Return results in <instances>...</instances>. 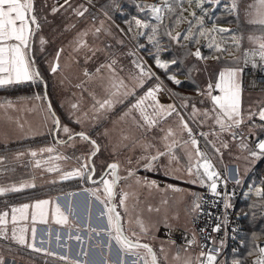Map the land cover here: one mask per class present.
<instances>
[{
    "label": "snow or ice",
    "instance_id": "obj_1",
    "mask_svg": "<svg viewBox=\"0 0 264 264\" xmlns=\"http://www.w3.org/2000/svg\"><path fill=\"white\" fill-rule=\"evenodd\" d=\"M185 2L191 5L192 0H162L161 3L152 4L136 3L135 8L137 9V13L130 15L129 19L124 20L127 32L115 24L113 17L106 10L105 6L102 5L100 11L104 18L99 20L97 24V17L93 16L91 26L78 31L74 39L70 41V47L72 53H79L85 50V65L93 61L94 57L98 61L93 70L90 71L87 67L83 69L82 74L86 79L76 84L77 88L88 91L89 96L94 101L91 106L93 113L91 119L93 121L99 120L102 117L107 119V114L111 113L116 105H127L116 120L112 122L114 125L120 121H130L135 130L146 133L158 127L161 121L174 115L178 120L179 131L187 133L189 137L188 141L178 138L176 131L172 127H169L166 131L161 129L164 135L153 137L152 139H147L143 136L136 138L122 130L121 145L127 147L126 144H123V141L131 139L133 147H138L141 150L140 154L136 157L135 166L127 168V175L121 177L118 174L120 165L117 162L108 163L107 168L97 179L95 178L96 167L93 163V157L100 150L99 143L96 139L92 138L90 132L85 130L74 131L69 124H62L60 117L53 110L52 104L48 102L47 112L54 126L52 130L53 134L59 137L62 132L67 137L66 140L57 139L55 143L57 145L74 147L70 142L75 138H79L80 141L86 142L91 147L83 157H69L61 154L52 146L30 150L28 153L35 160L33 165L35 168H42L48 173H56L61 181L77 178L81 181L87 180L89 184L94 185V187L84 188L82 191L87 193L89 198L94 197L103 206V210L99 213L97 220L103 222L106 219V227H91L88 223L83 224V227L88 229L89 232H95L96 235L105 232L108 237V243L105 247L108 248L109 253L113 250V242L115 244V259L109 260L107 254L101 253L99 264H160L161 259L167 262L168 253L164 248L163 242L161 243L159 249L160 255L158 256L149 243L141 242V237L135 231L131 235L126 234L124 219L121 213L116 210L113 197L115 196V187L121 179L128 180L129 178H134L137 185L143 183L148 187L156 186V181H148L146 177L142 178L138 176L137 172L139 168H143L146 171L156 170V162L163 157L168 158V165H162V167L169 169L165 171V175H171L172 171H179L178 168L175 170L170 168L172 162L179 163V157L174 151L178 144H184L186 147L190 143L191 148L194 150L187 153V173L189 177H193L187 182L198 183L202 187H207L214 197L220 198L223 201L225 209L224 223L227 224V210L233 206L231 202L233 193L227 191L220 192L218 184L223 183L227 186L229 173L227 169H225L223 175L216 171L207 153L197 147L198 140L193 134V129L185 119V113L189 107H191V117H203L200 120L201 124H207L211 120L214 128L212 135L214 137L220 138L223 134H227L233 141H237L236 147L241 152L246 153V160L254 163L264 158V136L257 134L258 132L264 133V106H260L257 110L249 109L247 113L242 108V76L245 67L251 64L252 68H260L264 72V0H251V3H248L244 9L245 15L252 17L248 20V23L259 25L260 28L258 35L249 33L247 36L249 43L253 45L248 48L242 46L244 40L243 34L237 35L233 32L229 42L225 38V34L230 31L228 28L217 27L215 23L210 28L205 26L206 19L211 20L212 18V12L206 5H210L214 9L223 3L224 9L228 13L236 15L238 19L240 0H195L196 9L201 14L197 15L196 11H190L189 18H187V29L182 33L176 32L174 35L172 31L173 25H167L164 21L166 18L171 19L173 17L175 24L185 21L186 18L183 15L184 11H186L184 8ZM88 3L90 5L91 0H88ZM65 5L71 8L76 17H83L88 12V7L83 4L72 8L69 0H63L62 4H54L51 12L56 13L59 8ZM111 7L114 11H120L122 16L126 14L123 12L122 6L116 3L115 0H113ZM177 10H179L178 13ZM141 16L144 18H140ZM42 20H46V16H39L37 14L34 0H0V87L19 85L25 82H30L33 85L43 82L46 85L35 60L37 51L35 45L37 41L40 46V52L44 51V45L47 43L45 37L39 34L42 32ZM75 27L74 23L66 24L64 31L72 30ZM113 28L120 34L119 36L113 32ZM133 28L136 31L130 37L132 46L126 53L122 54L133 57L131 60L132 70L129 71H126L115 53L109 52L113 47L111 42L102 41L100 45H89L86 39L91 35L94 39L99 40L101 34H103L115 40L116 44L123 47L125 45V37L128 36V33L133 32ZM161 29H163V36H166L169 41V44L166 46L161 44ZM181 37L187 42L186 44L180 43ZM141 38H145L147 43L141 44L139 42ZM201 40L204 41L202 47H206L210 53H213L210 57L211 59L220 61L225 53L230 57L228 66L212 69L211 72H209V66H205L203 71L205 74L210 75L211 78L203 86L197 84L193 78V73H198L201 69L195 65H185L187 57H195L197 61L209 59L208 56L202 54ZM229 43L241 55H233L228 49ZM172 44H178L183 48L185 50L183 55L170 60L161 59L162 51L165 48L170 50ZM193 44L197 45V47L195 51H190L189 49ZM148 46H150L151 50H148ZM145 50L148 51L149 58L153 59L156 67L164 70L168 80L176 86H181L183 82L177 78V75L183 74L185 80H189L193 84L196 96L201 98L199 103L204 104L207 101L210 102L211 107L198 108L196 101L191 95H183L174 92L172 89H166L161 78L152 71L151 66L147 64L144 57L138 54L140 51ZM63 51L64 46L61 45L55 51L53 60L48 62L49 70L53 74L58 71L59 60ZM98 53L105 56L103 61H99ZM70 59L79 63V59L74 55H70ZM177 64L186 67L187 71L184 72L183 67H181L172 72L170 66ZM95 81L102 83L107 81V85L104 88L106 95L102 99L97 98L95 92L89 91L87 88V84ZM163 91H168L171 97L179 101V104L172 103L165 105L160 103L158 94ZM32 99L36 101H48V96L46 92L43 96L37 93ZM15 107L16 105L11 100L0 102V108L14 109ZM61 107H63V104ZM70 109L71 111L68 113L70 123L82 125L84 120L88 118L87 112H83L80 115L76 114L79 111V103H71ZM256 117H258L259 123H257ZM246 118L247 121H251L247 134L240 131L241 126L246 122ZM9 119L11 118L9 117ZM20 126L22 127L23 125ZM108 131V129H105V135L108 134ZM200 135L207 138L208 133L201 132ZM249 136H254L255 139L249 141ZM157 139L161 141V146H157L153 142ZM209 143L212 144L217 153L220 152V148L215 146V141H209ZM221 147L228 148L229 144L221 140ZM44 153L48 155L44 156ZM54 153L55 155H53ZM38 154L41 155V159H35ZM23 155L24 153L22 152H16L15 159L19 160ZM70 159H75L77 166L72 167L71 170H64L61 162ZM4 160L5 157L0 156V162ZM127 162L129 165L133 164L131 157L128 158ZM3 171L6 172L9 169L5 168ZM174 178L182 179V177ZM231 179L236 185L242 182L238 167ZM51 182L55 183L56 181L53 180ZM30 187H35V184L21 182L18 185L13 183L10 186H0V195L19 192L24 188ZM166 187L173 191H181V189L176 188L172 184H168ZM68 195L71 196L72 194L69 193ZM129 195L127 191L122 190L119 196V207L123 208L126 213L129 211L126 204ZM191 195L195 199L192 201L190 212L194 216H198L202 210L203 197L195 192L191 193ZM245 197L249 199L251 197L256 198L252 200L248 207L253 210L259 209L260 217L264 218V177H262L260 184L249 185ZM88 207L89 219H91V199L88 200ZM151 210V207H149V211ZM10 214L11 221L8 219L9 211L7 208L0 211V237L8 238L7 226L11 223V240L18 245L26 246L35 252H44L50 256L59 255V258L66 261L67 264H96L95 261L87 259L89 253L86 250H82V254L85 257L82 260L79 259L81 252L75 254L76 258H72L67 253L61 255L49 251L48 248L38 247L36 244L37 230L34 225L37 220L47 223L49 215H51L56 224L68 227L70 233L68 239L81 240L79 234L75 235V237L71 235L72 227L75 226L77 233H79L81 225L77 222L76 210L70 200L66 205H62L59 198L36 199L30 204L21 203L18 206H11ZM29 215L33 223L30 239L27 226L21 224V222H26L29 219ZM256 216V211H253L252 218L255 219ZM135 222L141 232L147 233L148 229L144 226V222L139 216H137ZM165 226L170 227L167 224ZM206 228L207 226L199 228V237H203V239L209 241V244L200 243L197 232L193 230L191 237L187 238L184 244L180 245L179 250L174 253L172 259L178 261L179 264H229L227 259L219 260V257L223 253V238H220L219 242H217V239L211 236V234L205 235ZM220 228L221 224L216 223L211 227V232L216 233ZM260 235H264V232H253L248 244L246 255L255 256L252 264H264V245L257 242ZM48 236L49 240L40 239V245L50 242L51 231L48 233ZM132 237H135V239ZM55 239L57 247H61L59 243L61 240L60 232L55 233ZM168 243L175 245L176 241L169 239ZM243 245L244 241H241V246ZM63 247L67 248V245L65 244ZM193 247L199 248L195 256L191 254ZM181 252L184 253L183 257L181 256ZM237 253L238 249L234 248V258L231 260V264H243V258L238 257ZM0 264H3L2 257H0Z\"/></svg>",
    "mask_w": 264,
    "mask_h": 264
},
{
    "label": "rangeland",
    "instance_id": "obj_2",
    "mask_svg": "<svg viewBox=\"0 0 264 264\" xmlns=\"http://www.w3.org/2000/svg\"><path fill=\"white\" fill-rule=\"evenodd\" d=\"M35 7L37 14L39 16H46V20H42V32L39 33L43 35L47 41L44 45V51H39V44L37 41V54L39 57L42 58L44 64H47L49 68V61H52L54 58L55 51L64 46V51L61 53L59 66L61 69L57 71L55 74H49L47 79V84L49 86V99L51 100L52 107L55 111L59 113L61 123L62 124H69V126L74 131H81L85 130L90 132L93 139H96L100 145V150L97 155L93 158V163L96 167L95 178H99L107 167L108 163L117 162L120 167L118 169V174L121 177L127 175L126 169L129 167L135 166L136 157L140 154V148L133 147L132 140L129 139L127 141H123V144H126L127 147L121 145V131L128 132L130 135L135 136L136 138H141V136L152 139L153 137H160L164 135L165 131L172 127L176 133L177 137L188 141L189 137L187 133H181L179 131V125L177 118L173 115L167 118L164 121L159 123L158 127L153 128V130L142 133L141 131L135 130L130 121H120L117 124H113L112 122L116 120V118L120 115V113L124 110L127 105H116L115 109L107 114V119L103 117L99 120L93 121L91 119L93 113L91 111V106L94 103L91 96H89L88 91H83L81 88H77L76 84L80 83L81 80L86 79L83 76V69L87 67L90 71L93 70L97 64V59L94 57L93 61L89 62L87 65L84 63V55L85 50H82L79 53H72V49L70 47V41H72L78 31L84 29L86 27H90L92 23V17L96 16L97 21L103 19V15L100 11L101 6H105L106 10L115 20V24L119 25L120 28L125 29L127 32V26L124 24L125 19H129L130 15H135L137 13V9L135 8L136 3L141 4H152V3H161L162 0H115L116 3H119L122 6V10L125 15H121L120 11H114L111 7L113 0H91V4L89 5L88 0H69L72 8L77 7L78 5H85L88 7V12L83 17H76L71 8L67 5L64 7L59 8L56 13L51 12V8L54 4H62L63 0H34ZM248 3H251V0H240L239 7V18L237 19L236 15L230 14L227 12L226 9L223 7V3L217 7L212 9L210 5H206L209 7L212 12V18L209 22H224L227 26L224 28H228L230 31L225 34L226 40L230 42L232 33L235 32L237 35L243 34V47L248 48L252 47L247 39L249 33L259 34L260 28L259 25H252L248 23V20L252 17L245 15V7ZM45 4L47 5L45 7ZM189 4L187 2L184 3V8H187ZM179 12V10H177ZM190 11H196L197 15H200V11L196 9L195 0L191 3ZM185 16H188L189 13L184 11ZM140 18H144L141 16ZM189 18V17H188ZM165 24L173 25L172 31L175 35L176 32H184L187 27V18L185 21L175 24L174 17L169 19H165ZM206 19L205 25L206 27L210 28L213 24L209 23ZM69 23H74L76 27L69 31H64L65 25ZM110 23V22H109ZM136 29L133 28L132 33H128V36L125 37V45L121 47L120 45L115 43V40L111 39L110 37L104 36L101 34L99 40L94 39L91 35H89L86 39L89 45L96 44L100 45L102 41L111 42L113 47L109 50L110 53H115L117 58L120 62L124 65L126 71L132 70L131 60L133 57L122 55L128 51V49L132 46V42L130 41L131 35L135 33ZM113 32L119 36L120 34L116 32V29L113 28ZM163 29H161V44L168 45L169 41L166 36H163ZM141 44H146V39L141 38L139 41ZM202 42V40H201ZM181 44H186L187 42L180 38ZM201 44V51L204 56H208L209 59L206 61H197L195 57H187L185 59L186 66L195 65L196 67L200 68V72H194L193 78L196 80V83L203 86L211 77L208 74H205L203 69L205 66H209V72L212 69H218L221 67L228 66V61L230 57L227 53L223 55L225 59L220 61H216L211 59V55L209 50L206 47H202ZM197 45L193 44L190 47V51H195ZM229 51L233 55H241L239 51L235 49V47L231 46L229 43L228 45ZM148 50L150 46H148ZM184 49L181 48L178 44H172L171 49L165 48L162 52L170 53L169 55L173 57L182 56L184 53ZM140 56L144 57L147 64L151 66L152 71L158 75L161 80L165 84L166 89H172L174 92L181 93L183 95H191L193 99L197 103L198 108H210V102H205L204 104H200L199 100L200 97L196 96L193 88V84L189 80H185L181 86L174 85L170 80L167 79L164 70L159 69L156 67L152 58H149L148 51H140L138 53ZM162 54V53H161ZM164 54V53H163ZM70 55H74L79 59V63H76L70 59ZM90 55V53H89ZM99 57V61H103L105 56L101 53L97 54ZM161 59L170 60L167 57H161ZM171 71L175 72L177 68L183 67L184 72L187 71V68L181 66L179 64L175 66H170ZM47 70V68H46ZM48 71V70H47ZM124 75V74H122ZM183 75V74H181ZM59 78L61 79V84H59ZM177 78H179L177 76ZM107 85V81L103 83L100 81H95L87 84V88L89 91H94L97 98H104L106 93L104 88ZM41 88L33 91V95L39 93L43 96ZM146 90V89H145ZM16 91V90H15ZM20 91V90H19ZM12 92V91H11ZM20 96H27V95H20ZM30 96V95H29ZM7 97H11L8 95ZM158 99L162 104H179V101L171 97L168 91H163L158 94ZM71 103H79V111L76 113L80 115L83 112L88 113V118L84 120L83 124H75L70 123L68 119V113L71 111L70 104ZM63 104V107L61 105ZM260 106H264V93L261 92H246L242 88V108L245 113L249 111V109L257 110ZM191 107L187 109L185 113V119L187 120L189 126L193 129V134L195 138L198 140V145L201 151L206 152L209 158L211 159L214 167L217 166L218 168L227 169L230 173L232 168H239L240 175L244 177L241 179L240 185H247L245 187V193L249 189L250 184H256L254 182V178L250 176L254 171L258 162L262 161V158L255 161L254 163L249 162V160L245 159L246 153L241 152L237 147V141H233L230 136L227 134H223L220 138L214 137L212 132L214 130L212 126L211 120L207 122V124H201L200 120L203 117H191ZM251 121H247L241 126L240 131L247 134L248 127ZM105 129H108V134L105 135ZM201 132L208 133L207 138L205 136L200 135ZM252 137L249 136L248 139L251 141ZM67 137L61 132L59 137L56 136L57 139L65 140ZM54 134H50L47 137L41 138H31L28 140L19 141L13 144H7L4 146H0V156H4L5 160L0 164V186H10L11 184H19L21 182H29L34 183L35 187L24 188L19 192H16L24 199L21 201L15 200L16 197H12V199H3L0 202V211H3L7 208L9 211V221H11V214L10 208L11 206L19 205L21 203H32L36 199H52V198H59L60 203L62 205H66V203L70 200L73 207L76 210V214L78 217V223L85 224L88 223L89 225L96 227L105 226L104 221H98L95 219L99 216V213L103 210V206L100 205L94 197L89 198L88 194L83 192L82 189L94 187V185L89 184L87 180L81 181L77 178L61 181L56 173H48L44 171L42 168L37 169L33 165L35 163L34 158L28 155L30 150H38L40 148H46L49 146L55 147L58 152L61 154L67 155L69 157L81 156L90 149V145L86 142L80 141L79 138H75L72 142H70L74 147H70L68 145H57L55 143ZM221 140L226 141L229 144L228 148L221 147ZM209 141H215V146L220 148V152L217 153L212 144ZM154 143L157 146H161V141L154 140ZM15 144L19 146H15ZM3 147V148H2ZM21 147V148H20ZM175 154L179 157V163L172 162L170 168L172 170L179 169V171H172L171 175H165V171L169 170L167 167H162V165H168V158L163 157L159 161L156 162L154 171H146L143 168H139L137 175L140 177H146L148 181H156V186L148 187L141 183L137 185L135 183L134 178H129L128 180L121 179L118 181L117 186L115 187V199L113 203L116 205V210L121 213L124 219V228L126 234L131 235L133 231L137 233L141 237V242L149 243L154 250L157 252L158 256L160 255L159 249L161 243L163 242L164 248L168 253V260L165 262L161 259L160 264H170L172 256L176 252L169 243H167L163 238L160 236V230L166 228H181L184 230H189L190 222L193 217V214L190 212L192 201L195 199L191 195V193L195 192L198 195H201V186L193 183H189L190 179L193 177H189L187 173L188 167V160H187V153L193 152L194 150L191 148L190 143L185 147L184 144H178L177 148L174 149ZM22 152L24 155L19 159H15V153ZM47 156V153L43 154ZM55 155V153L53 154ZM131 157L133 164H128V158ZM41 155L35 159H41ZM83 162V160H81ZM194 162V161H193ZM9 166H4L3 164H8ZM61 166L64 170H71L72 167L77 166V162L75 159H70L64 162H61ZM9 169V171H3V169ZM253 170V171H252ZM202 171V170H201ZM174 177H182L181 178H174ZM110 178V177H109ZM55 180V183L51 181ZM243 181L245 182L243 184ZM63 182V184H60ZM172 184L176 188L181 189V191H173L172 189H168L166 185ZM33 190H36L34 192ZM127 191L130 195L126 201L128 212L126 213L123 208L119 207V196L121 191ZM71 193L72 195L69 196L68 194ZM20 198V197H19ZM91 199V208L92 211L96 209L98 211V215L94 216L93 219H89V207H88V200ZM15 201V202H14ZM149 207H151V211H149ZM95 212V211H94ZM30 216V215H29ZM137 216L140 217L141 220L144 222V226L148 229L147 233H143L140 231L139 227L136 224ZM258 217L259 214H258ZM28 219L26 222H21L22 225H27L29 223ZM39 221V220H37ZM71 222V218H70ZM41 224V223H37ZM34 225L35 227L41 225ZM46 224V223H45ZM169 225L170 227H166L165 225ZM44 226V225H42ZM28 227V226H27ZM75 227V226H73ZM11 223L7 226V239L0 237V257L3 258V264H14L11 259H16L23 264H66V261H62L59 258V255L53 256L52 259L49 260L42 255L33 254L28 252L25 246L18 245L11 240ZM29 230V229H28ZM29 234V233H28ZM251 232L248 230L247 236L251 237ZM42 231L40 228L37 229V237L41 239ZM30 239V234L28 235ZM260 237V236H259ZM135 239V237H132ZM261 245H264V239L261 237L257 241ZM59 254V253H58ZM191 254L194 256L195 252L191 251ZM68 255L74 256L73 252H69ZM181 256H184V253L181 252ZM52 257V256H51ZM9 259V260H8ZM179 264L178 261L173 260ZM170 262V263H169Z\"/></svg>",
    "mask_w": 264,
    "mask_h": 264
},
{
    "label": "crops",
    "instance_id": "obj_3",
    "mask_svg": "<svg viewBox=\"0 0 264 264\" xmlns=\"http://www.w3.org/2000/svg\"><path fill=\"white\" fill-rule=\"evenodd\" d=\"M35 47L37 50L38 45L36 44ZM37 57H39V55L37 54V51H36L35 59ZM46 68L49 74H53L47 66ZM60 69L61 67L59 66L58 71ZM60 82H61V79L59 78V84H61ZM23 84H30L32 86H35L31 84L30 82H25L19 85H23ZM13 86H17V85L0 87V102L11 100L13 104L16 105L14 109L13 108H0V146H4L7 144H13V143L23 141V140H28L31 138L47 137L50 134H52V130L54 126L52 125L51 119L48 116L46 102L36 101L35 99H32L34 95L32 96H19L18 95V96H11V97H7L3 95L2 93L3 89L8 90L10 88H13ZM9 117L11 119H9ZM20 125H23V126L21 127ZM3 165L9 166V163L3 164ZM214 168H218V167L215 166ZM231 170L233 171L229 173L230 177H232L235 174L236 169L232 168ZM244 177L246 178L247 176L244 175ZM244 177L241 175L242 180L244 179ZM10 193H16V192H10ZM115 197L116 196L113 197V201ZM91 208L93 209V207ZM94 211L91 210L92 219L94 216L98 215V211H96V209H94ZM97 217L95 219H97ZM29 219H30L29 223H27L26 226H28L27 227L29 229L28 233L31 236V228L33 227L31 216H29ZM103 221L105 223V226H103V224L102 226L106 227V223H107L106 219H104ZM37 223H41L44 226H42L41 224H37ZM36 224L41 225V226L36 227V230L40 228L42 231L41 238L45 240H49L48 233L50 231L52 233L50 242L44 245H40L39 243L40 239L39 237H37L36 244L38 247L48 248L49 251L56 252L61 255L65 253L68 254L69 252H73L74 256L69 255L72 258H76L75 254L77 252H81L79 259H82V260L85 259V257L82 254V250H86L89 253L87 259L89 261H95L96 264H99V261L101 260V255H100L101 253L107 254L109 260L115 259V244L113 242V250L111 253H109L108 248L105 247V245L108 243V237L105 232H101L100 235H96L95 232H89L88 229L83 227V224H80L81 227L79 229V233H77L76 227H72V230H71V235L73 237H75V235L77 234L81 236V240L77 241L74 238L68 239V236L70 234L68 227L56 224L55 221L51 218V215H49V217L47 218L46 224L40 221H36L35 225ZM91 227H96V226L92 224ZM56 232H60L61 234V240L59 242L61 244V247H57V241L55 239ZM65 244L67 245V248L63 247V245ZM26 249L28 250V252H31L33 254H39V255L44 256L45 258H48L49 260H54L52 259L53 256L51 257L50 255H46L44 252H35L32 249H29L27 247ZM11 260H14V261H11L14 264L24 263L16 259H11ZM170 264H177V262L172 260Z\"/></svg>",
    "mask_w": 264,
    "mask_h": 264
},
{
    "label": "built area",
    "instance_id": "obj_4",
    "mask_svg": "<svg viewBox=\"0 0 264 264\" xmlns=\"http://www.w3.org/2000/svg\"><path fill=\"white\" fill-rule=\"evenodd\" d=\"M241 63L243 62L241 61ZM242 88L246 92L264 93V72H262L260 68H252L251 64L246 66L242 76ZM255 119L257 123H259L258 117H256ZM257 134L264 136V133ZM254 139L255 137H252L251 141ZM262 160H264V158H262ZM215 170L218 171L221 175H223V173L225 172V169L223 168H215ZM244 181L243 184L245 183ZM218 190L220 192L227 191L233 193L231 199L233 206L232 208L227 210V224L224 223L225 209L223 207V201L220 198L214 197L207 189V187L201 186L200 196L203 197L202 210L198 216L193 215L189 230L172 227L166 229L164 228L159 231V234L163 238V240H165L167 243L169 239L175 240V245H171L170 243L169 244L173 249L177 251L179 250L180 245L184 244L185 240L191 237L193 230L197 232V235L199 237V228L207 226L205 235L211 234V236L217 239V242H219L220 238H223V253L219 257V260H224L227 254L230 251H233L234 248H236L238 232L236 226L235 207L236 203L244 193L245 186L234 184L233 180L229 176V182L227 186H225V184L223 183H219ZM216 223H220L221 228L216 233H212L211 227ZM199 242L204 244L210 243L209 241L203 239V237H199ZM191 251H194L196 255V253H198L199 251V248L193 247Z\"/></svg>",
    "mask_w": 264,
    "mask_h": 264
},
{
    "label": "trees",
    "instance_id": "obj_5",
    "mask_svg": "<svg viewBox=\"0 0 264 264\" xmlns=\"http://www.w3.org/2000/svg\"><path fill=\"white\" fill-rule=\"evenodd\" d=\"M190 8H191V5H189L187 8H185L187 13L190 12ZM177 13H178V11H177ZM183 15H184L185 18L189 17V15L188 16H185V14H183ZM211 19L213 20V18H211ZM209 21L210 20H208V22ZM209 23L213 24V22H209ZM207 24L208 23H206L205 25H207ZM215 25L217 27H225V26H227L224 22H216ZM201 44H204L203 40H202ZM169 54L170 53L162 52L161 57L163 56V57H167L169 59L174 58L173 56H171ZM222 59H225V58L223 57ZM35 60L37 61L36 65L39 68V70L41 72V75L43 77V81L46 82V85L43 82H38L37 84H35V86H32L30 84L17 85V86H13V88H10L8 90L7 89H5V90L3 89L2 90L3 95H5V96H8V95H10V96H18V95L19 96L20 95L29 96L30 95V96H32L34 94L33 91L37 90L38 88H41L42 89V93H44V87H45L47 95L49 97V93H48L49 86L47 84V79L49 77V72L46 70V66H45L44 61L42 60L41 57H37ZM177 76L179 77L178 79H180L181 81L184 82V77H185L184 75L178 74ZM41 89H39L38 91H41ZM50 102H51V100H50ZM55 112H56L57 115H59V113L57 111H55ZM15 146H19V145L15 144ZM250 176H252L254 178V182L256 184H260L261 183V179H262V177H264V160H262V161L257 163L254 171L252 172V174ZM60 184H63V182H61ZM245 187H247V185H245ZM33 191L34 192H32V193L34 194L36 192V190H33ZM244 192H245V190H244ZM19 195H22V194L8 193V194H5V195H2V196H0V202L3 201V199H6V200L8 198L12 199V197H16L17 199H15V200L19 199L20 201H21V199H24V197H21ZM254 199H256V198L255 197H251L250 199L246 198L244 193H243L242 197L238 200V202L236 203V207H235L236 226H237V232H238V238H237V243H236V248L235 249H238V253L236 255L238 257H240V258H243V264H252V261L255 259V256H247L246 255V253L248 251V244H249L250 239H251V237H248L246 235L248 230L251 233H253V232H257V233L264 232V218L258 217L259 209H254L253 210V209H249V207H248V205ZM253 211H256V213H257V216H256L255 219L252 218V212ZM260 237H261V239H264V235H260ZM241 241H244V245L243 246H241ZM233 258H234L233 257V251H230L227 254V256L225 257V259L228 260L229 264H231V260Z\"/></svg>",
    "mask_w": 264,
    "mask_h": 264
},
{
    "label": "water",
    "instance_id": "obj_6",
    "mask_svg": "<svg viewBox=\"0 0 264 264\" xmlns=\"http://www.w3.org/2000/svg\"><path fill=\"white\" fill-rule=\"evenodd\" d=\"M45 92H46V89H45V87H44V93H45ZM44 93H43V95H44ZM46 93H47V92H46ZM47 96H48V95H47ZM45 102H46V104H47L48 102H50L49 97H48V101H45ZM50 103H51V102H50ZM54 138H55V140H56V136H55V135H54ZM66 139H67V138H66ZM66 139H65V140H66ZM97 153H98V152H97ZM96 155H97V154H96ZM96 155H95V156H96ZM95 156H94V157H95ZM94 157H93V158H94ZM106 168H107V167H106ZM106 168H105V169H106ZM103 171H104V170H103ZM97 179H98V178H97Z\"/></svg>",
    "mask_w": 264,
    "mask_h": 264
}]
</instances>
